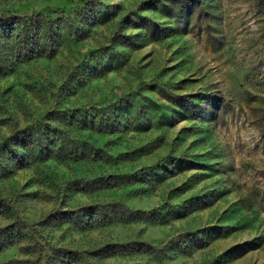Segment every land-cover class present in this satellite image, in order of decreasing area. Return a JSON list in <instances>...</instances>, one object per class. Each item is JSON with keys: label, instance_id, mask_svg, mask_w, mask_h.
Here are the masks:
<instances>
[{"label": "rangeland", "instance_id": "rangeland-1", "mask_svg": "<svg viewBox=\"0 0 264 264\" xmlns=\"http://www.w3.org/2000/svg\"><path fill=\"white\" fill-rule=\"evenodd\" d=\"M38 13L0 31V264H264V0H0Z\"/></svg>", "mask_w": 264, "mask_h": 264}, {"label": "trees", "instance_id": "trees-1", "mask_svg": "<svg viewBox=\"0 0 264 264\" xmlns=\"http://www.w3.org/2000/svg\"><path fill=\"white\" fill-rule=\"evenodd\" d=\"M49 19L48 13L0 17V31L5 34L6 38L13 40L21 52H24L30 45L43 41L45 38L43 27ZM120 222L127 223L128 218L121 216ZM152 249V247L147 249L143 244L136 243L110 244L95 253L94 258L124 257L139 252L147 253L146 251Z\"/></svg>", "mask_w": 264, "mask_h": 264}]
</instances>
